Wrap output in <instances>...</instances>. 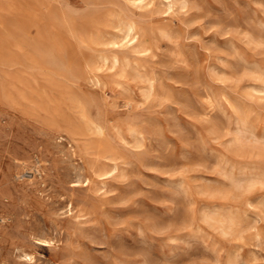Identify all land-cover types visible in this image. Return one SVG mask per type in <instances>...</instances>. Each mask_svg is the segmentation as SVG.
I'll use <instances>...</instances> for the list:
<instances>
[{"label":"rangeland","instance_id":"1","mask_svg":"<svg viewBox=\"0 0 264 264\" xmlns=\"http://www.w3.org/2000/svg\"><path fill=\"white\" fill-rule=\"evenodd\" d=\"M134 1L0 0V264H264V0Z\"/></svg>","mask_w":264,"mask_h":264},{"label":"bare ground","instance_id":"2","mask_svg":"<svg viewBox=\"0 0 264 264\" xmlns=\"http://www.w3.org/2000/svg\"><path fill=\"white\" fill-rule=\"evenodd\" d=\"M136 1V0H135ZM134 1V2H135ZM140 1H142V0H139V3H140ZM146 0H144V2H145ZM179 1H183V0H179ZM137 2L138 1H136L135 3L137 4ZM165 2H167V1H165ZM149 3H152V2H149ZM163 3V2H162ZM174 3V0H168V4H166V5H169V6H171L172 4ZM181 3V2H180ZM184 3H186V1L184 2ZM134 4V3H133ZM177 4H179L178 2H177ZM147 5H149V4H147ZM138 6V5H137ZM173 6V5H172ZM182 6H184V5H182ZM139 7V6H138ZM172 10V9H171ZM137 26L138 25H136V23L135 22H133V21H129V22H127L126 23V25H125V33H124V36H123V39H124V41H125V43H129V44H131V45H133V43H136V42H138V40H139V38H140V36H141V32L138 30V28H137ZM141 39H143V38H141ZM150 48V47H149ZM117 50V49H116ZM113 61L114 62H116V61H118L117 60V58L116 57H113ZM96 77V76H95ZM95 79V78H94ZM96 80V79H95ZM97 82V81H96ZM93 123V122H92ZM101 126H98V125H94V128L97 130V132H99V133H101V128H100ZM92 128V127H91ZM103 131H104V129H103ZM99 156H100V154H98ZM102 156V155H101ZM105 157V156H104ZM109 157V156H108ZM103 159V158H102ZM101 160V159H100ZM97 161H99V158H98V160ZM99 162H102V161H99ZM115 167V166H114ZM113 168V167H112ZM111 168V169H112ZM106 170V169H105ZM87 181H88V179H87ZM39 239V238H38ZM42 240V239H41ZM29 253H27V254H24V256H28V258H30V255H28ZM22 255V254H21Z\"/></svg>","mask_w":264,"mask_h":264}]
</instances>
